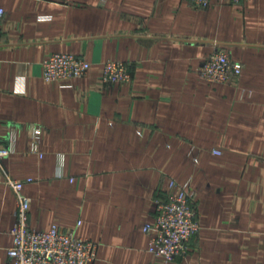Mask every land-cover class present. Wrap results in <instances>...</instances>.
Instances as JSON below:
<instances>
[{
  "label": "crops",
  "instance_id": "obj_1",
  "mask_svg": "<svg viewBox=\"0 0 264 264\" xmlns=\"http://www.w3.org/2000/svg\"><path fill=\"white\" fill-rule=\"evenodd\" d=\"M0 264H14L24 187L34 230L57 225L98 244L93 264H264V0H0ZM224 50L241 76L198 70ZM71 53L86 76L48 82L43 62ZM132 72L105 83L106 61ZM42 129L30 152L32 128ZM214 151H220L216 154ZM63 156V164H60ZM190 181L199 231L183 258L149 252L144 231L170 180Z\"/></svg>",
  "mask_w": 264,
  "mask_h": 264
},
{
  "label": "built area",
  "instance_id": "obj_2",
  "mask_svg": "<svg viewBox=\"0 0 264 264\" xmlns=\"http://www.w3.org/2000/svg\"><path fill=\"white\" fill-rule=\"evenodd\" d=\"M216 0H191L197 9H207ZM240 3L245 0H228ZM5 10L0 8V20ZM243 64L234 61L224 51L206 57L198 70L201 77L212 84H228L239 78ZM92 63L71 53H55L43 62V78L48 82L82 78L91 70ZM105 83L125 84L132 81V72L122 61H106L103 64ZM42 129L32 128L30 152L39 153ZM17 130L10 132L7 146L0 147V160L16 152ZM221 154L220 151H214ZM60 164L64 158L60 156ZM33 178L17 180L6 178L17 200L16 223L12 230L13 245L7 254L14 264H93L97 260L98 244L78 235L76 230H64L54 225L48 230H34L29 223L31 200L23 192ZM195 193L190 181L178 183L170 180L165 201H156L157 216L147 223L144 231L151 235L149 252L166 262L185 257L190 240L199 231L196 219Z\"/></svg>",
  "mask_w": 264,
  "mask_h": 264
}]
</instances>
